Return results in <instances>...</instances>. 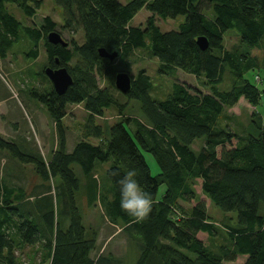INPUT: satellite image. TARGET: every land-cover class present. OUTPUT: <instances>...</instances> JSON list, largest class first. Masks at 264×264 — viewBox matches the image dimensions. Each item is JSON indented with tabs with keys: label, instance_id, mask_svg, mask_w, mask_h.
<instances>
[{
	"label": "trees",
	"instance_id": "trees-1",
	"mask_svg": "<svg viewBox=\"0 0 264 264\" xmlns=\"http://www.w3.org/2000/svg\"><path fill=\"white\" fill-rule=\"evenodd\" d=\"M8 2L30 17L41 5V0H0V57L5 58L25 33L33 46L29 54L37 57V46L42 43L46 65L65 66L73 82L62 94L51 83L49 89L29 88L30 96L45 107L55 126L57 142L48 162L38 150L0 135V149L22 163L33 164L41 180L36 197L21 186L0 184V264H115L110 253L92 256L96 236L83 224L75 197L80 180L71 167L77 164L86 177L91 204L100 193L91 173L94 164L108 160L111 199L101 195L100 201L107 219L120 224L127 238L136 242L134 264H225L238 256H245L243 264H264V123L254 111L252 129L240 134L221 120L222 112L241 97L257 106L264 94L246 76L259 68L251 50L264 49V0H130L124 4L118 0H54L62 10V28L83 32L81 44L72 39L67 46L47 41V33L56 27L50 16H44L38 26L23 25L6 10ZM143 7L150 12L145 25L131 26L129 21ZM210 10L212 16L206 15ZM178 15L185 17L176 30L162 31L156 24V17ZM230 29L240 37L231 50L224 45V34ZM199 36L206 37V49L196 43ZM100 48L116 51L114 60L99 56ZM135 49L156 57L162 73L182 70L209 92L175 82L164 99H153L145 69L135 75L128 71V59ZM114 61L123 68L118 69ZM227 68L231 85L222 90L218 85ZM119 71L131 77L130 89L121 95L138 100L145 119L123 118L110 127L106 139L101 126L88 120L81 139L68 151L62 122L67 106L84 102L90 115H102L112 104L122 108L124 103L113 94ZM97 76L106 78L108 85L100 87ZM123 121L135 127L130 131ZM89 137L98 139V144L89 142ZM202 137L203 145L193 150L192 143ZM233 139L236 145L224 148ZM218 146H222L220 153ZM144 152L158 167L155 175ZM126 166L138 169V181L153 201L151 214L141 223L132 222L119 208L116 177L111 171L122 175ZM197 179L215 206L237 213L234 224L224 223L226 239L214 249L197 237L204 232L213 239L217 232L205 203L189 205L197 200ZM160 186H164L161 192ZM32 202L40 203L39 207L32 208ZM26 246L39 247V256L34 253L24 259Z\"/></svg>",
	"mask_w": 264,
	"mask_h": 264
},
{
	"label": "rangeland",
	"instance_id": "rangeland-1",
	"mask_svg": "<svg viewBox=\"0 0 264 264\" xmlns=\"http://www.w3.org/2000/svg\"><path fill=\"white\" fill-rule=\"evenodd\" d=\"M118 1L124 4L130 0ZM204 7H207V5L205 4ZM5 8L23 25L31 27L38 26L42 18L48 15L56 22L55 30L64 40L69 42L73 39L78 44H81L84 40L82 29L79 28L72 33L62 28V10L54 0H41L40 7L31 17L27 16L15 3L8 2L5 4ZM149 15L150 12L143 7L129 21V24L131 26H144L146 18ZM206 15L212 16V11L210 10ZM184 17V15L165 19L156 17V24L162 31L176 30L184 20ZM21 36V39L15 43L6 57H0V135L6 140L20 142L26 149L38 150L43 159L48 162L50 153H52L51 150L55 145V141H57L55 126L45 107L29 94V88L32 86L38 89H49L52 84L44 74L47 55L44 46L42 43H39L37 46L38 55L33 58L29 54L30 49L33 48L30 39L25 33ZM239 41L240 37L235 29H230L224 34V45L227 49H233ZM251 54L257 59L259 68L247 73L246 76L260 88L264 89V49L262 47L253 48ZM128 61L130 64L128 70L130 74L135 75L139 69L144 68L149 75L152 82L149 94L153 99H164L171 92L172 84L175 82L183 83L191 89H197L203 93L209 92L207 86L202 85L195 76L182 70H176L174 74L162 73L159 70L160 63L158 59L156 57H149L142 49H135ZM114 62L118 69L123 68L120 62ZM231 78L232 75L227 68L223 81L218 87L222 90L229 89ZM97 83L100 87L108 85L107 79L100 76H97ZM113 94L120 103H124L123 107L120 108L118 105L112 104L104 110L102 115H90L84 107V102L69 104L67 106V113L63 117L62 122L65 126L68 148L81 139L83 126L88 120L92 121L94 125L101 126L103 137L106 139L110 136V127L123 118L145 119L140 111L138 100L127 99L118 90H113ZM254 111L260 114V118L264 123V94L261 95L257 106H253L241 97L234 106L226 108V111L222 112L221 120H223V123H228L231 129L241 134L243 130L248 131L252 129L251 121L254 117ZM123 122L130 131L131 128L135 127L132 123ZM87 140L93 144H98V139L96 138L89 137ZM204 140V137L196 139L192 143L191 148L195 151L199 150ZM236 143L237 140L233 139L230 143H226L224 148L234 147ZM221 149L222 146L217 147L218 153H220ZM144 156L151 173L153 175L158 173V167L153 157L147 152H144ZM110 164L111 160L105 162L96 161L94 164L91 173L100 187V193L97 194L96 200L91 204H88L89 191L87 189L86 177L77 164L71 165L80 180V187L75 195L76 203L87 231L89 234L92 233L96 236V249L92 252V256L95 257L99 253H110L115 258V264H134L138 256L136 242L127 238L126 234L121 231L120 224H113L107 219L100 201L101 195H105L108 199H111V182L106 174ZM40 181L33 164L22 163L11 157L6 150L0 149V184L21 186L26 189L27 193H32L35 196L41 189L38 186L41 183ZM50 183L52 184V182ZM35 185L36 187L34 188ZM163 187L160 186V192ZM194 188L197 193V200H192L189 205H193L197 201H203L208 215L217 227V232L213 239L204 232H198L197 237L205 245L214 249L218 243L224 242L226 239L224 223L234 224L237 219V213L235 211L225 212L215 206L202 193L200 179L196 180ZM34 196L29 197V200L32 201ZM39 205L40 203L32 202L31 207L35 208V206L39 207ZM33 248L26 246L23 249L22 257L27 259L34 253H37L35 256L38 257L40 254L39 247ZM188 255L194 256L190 252H188ZM244 260L245 256H238L236 260L226 262L225 264H243Z\"/></svg>",
	"mask_w": 264,
	"mask_h": 264
},
{
	"label": "clouds",
	"instance_id": "clouds-1",
	"mask_svg": "<svg viewBox=\"0 0 264 264\" xmlns=\"http://www.w3.org/2000/svg\"><path fill=\"white\" fill-rule=\"evenodd\" d=\"M111 175L116 177L114 183L118 190V204L120 210L131 218L134 223H141L148 219L153 210V201L150 194L138 181L139 171L132 166H126L121 175L112 170Z\"/></svg>",
	"mask_w": 264,
	"mask_h": 264
},
{
	"label": "water",
	"instance_id": "water-1",
	"mask_svg": "<svg viewBox=\"0 0 264 264\" xmlns=\"http://www.w3.org/2000/svg\"><path fill=\"white\" fill-rule=\"evenodd\" d=\"M46 39L52 44H60L62 46H67L68 44L56 30L49 31L46 35ZM196 43L201 49H206L208 47L207 39L204 36L197 37ZM98 53L99 56L108 58L110 61H113L117 55L116 51L108 52L104 48H100ZM44 74L51 81L52 87L57 94H62L73 82V78L65 66H46L44 68ZM114 85L118 91L126 93L131 87L130 75L124 71L117 72L114 77Z\"/></svg>",
	"mask_w": 264,
	"mask_h": 264
},
{
	"label": "crops",
	"instance_id": "crops-1",
	"mask_svg": "<svg viewBox=\"0 0 264 264\" xmlns=\"http://www.w3.org/2000/svg\"><path fill=\"white\" fill-rule=\"evenodd\" d=\"M56 142L57 141H55V145H54V147L52 148V152H53V150L55 149V147H56ZM66 149L68 150V151H70L71 149H72V146L70 147V148H68V146H67V143H66ZM50 154H52V153H50ZM50 157H51V155L49 156V159H50Z\"/></svg>",
	"mask_w": 264,
	"mask_h": 264
},
{
	"label": "flooded vegetation",
	"instance_id": "flooded-vegetation-1",
	"mask_svg": "<svg viewBox=\"0 0 264 264\" xmlns=\"http://www.w3.org/2000/svg\"><path fill=\"white\" fill-rule=\"evenodd\" d=\"M56 62H58V61H56ZM46 66H48V65H46ZM58 66H59V65H58ZM58 66H57V67H58Z\"/></svg>",
	"mask_w": 264,
	"mask_h": 264
}]
</instances>
